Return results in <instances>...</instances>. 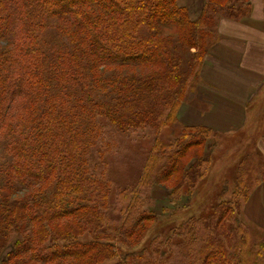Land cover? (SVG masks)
<instances>
[{"label": "trees", "instance_id": "trees-1", "mask_svg": "<svg viewBox=\"0 0 264 264\" xmlns=\"http://www.w3.org/2000/svg\"><path fill=\"white\" fill-rule=\"evenodd\" d=\"M249 8L205 0L193 20L178 0H0V264H157L179 246L201 264H264V239L242 216L264 162L246 168L247 154L229 198L142 244L157 216L141 190L159 184L180 197L209 174L217 131L162 132L198 85L220 21ZM107 125L154 130L138 183L118 194L120 219L93 157L99 143L108 151Z\"/></svg>", "mask_w": 264, "mask_h": 264}, {"label": "rangeland", "instance_id": "rangeland-1", "mask_svg": "<svg viewBox=\"0 0 264 264\" xmlns=\"http://www.w3.org/2000/svg\"><path fill=\"white\" fill-rule=\"evenodd\" d=\"M184 2L188 4L187 9L191 19L195 20L202 14L205 0H184ZM227 19L240 20L236 18ZM228 30L225 31L228 33ZM222 32L219 25L218 41L209 49L208 55L204 60L198 85L194 91L189 93V97L194 96L196 93L195 101L190 100L188 97L185 100L187 105H194V103L199 101L197 95L200 84L203 82V69L207 61L213 62L215 60L212 48L219 43L221 34L223 35ZM189 63L190 55L188 54L184 57L183 68L186 71L189 69ZM203 92L207 94L204 90ZM199 97H201L200 94ZM179 112L177 124L163 130L162 136L165 140L173 139L184 126H197L188 124L186 117L184 119L181 118ZM248 135L249 131L247 130L230 133L229 131L218 132L216 144L212 140L207 142L205 155L211 157L210 171L196 190L194 189L188 194L184 193L180 197H174L172 189L159 184L147 186L141 190L143 208L157 216V219L152 223L154 225L150 228L142 244H148L159 235L168 234L172 228L179 226L192 216L207 214L211 207L220 202L223 197L226 199L231 196L237 184L239 164L242 156L247 154L246 168L253 163L254 159L258 162L261 160L264 162V150ZM104 139L105 142L110 143L108 151L105 150V154L102 157L101 151L103 152L105 147L101 148L102 143H99L100 145L94 150L93 157L97 161L96 164L99 169L104 170L106 177L112 182L111 215L120 219L121 212L118 204V194L127 187L135 186L138 183L153 147L154 130L146 128L136 132H113V127L107 125ZM260 185L256 186L253 192L251 191L252 194L242 210V216L245 223L252 229V232L264 239V190H258ZM85 238L87 239V237ZM203 244V241H198L193 245H198L196 248L199 249V246H203ZM4 254L5 252L2 255ZM197 254L198 256L191 260L193 257L189 256L191 254L186 251V248L179 246L173 249L169 255L162 256V259L157 261V264H201V253L198 251ZM189 258L191 263H189ZM248 260L251 262L250 256Z\"/></svg>", "mask_w": 264, "mask_h": 264}, {"label": "crops", "instance_id": "crops-1", "mask_svg": "<svg viewBox=\"0 0 264 264\" xmlns=\"http://www.w3.org/2000/svg\"><path fill=\"white\" fill-rule=\"evenodd\" d=\"M178 2L188 7L184 0ZM221 30L223 35L212 48L215 60L207 61L203 69L199 101L194 105L184 101L180 117L217 132L247 130L264 150V0H250L248 14L240 20L223 19ZM189 98L195 101L196 93ZM259 189L264 190V181Z\"/></svg>", "mask_w": 264, "mask_h": 264}]
</instances>
